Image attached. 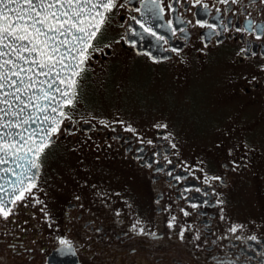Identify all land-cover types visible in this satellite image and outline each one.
<instances>
[{
	"label": "flooded vegetation",
	"instance_id": "af4514ba",
	"mask_svg": "<svg viewBox=\"0 0 264 264\" xmlns=\"http://www.w3.org/2000/svg\"><path fill=\"white\" fill-rule=\"evenodd\" d=\"M144 3L118 0L108 13L110 22L94 41L102 50L88 60L85 81L101 70L109 81L124 61L146 60L153 69L171 72L174 79L189 80L188 89L200 80H217L215 91L229 94L226 105L236 100L242 107L236 112L237 122L230 117L232 108H225L222 123L241 126L247 115L264 112L262 0H157L158 13H150ZM249 23L256 26L255 32L236 31ZM80 90L76 103L83 99ZM89 96L93 102L87 97L84 105H97L95 94ZM92 112H117L132 124L86 120L75 113L74 123L65 120L42 157L36 182L48 174L58 188L47 190L48 195L32 190L11 206L8 218L0 217V255H11L17 264H48L56 251L58 260L76 255L79 264H264V227L253 231L238 217L237 195L250 177L248 146L239 148L240 135L235 134L217 158L194 155L186 149L193 146L175 129L135 125L130 110ZM200 138V147L211 145V139ZM49 162H54L50 170ZM69 176L92 177L91 188L67 186ZM61 239L71 241L74 252L62 250Z\"/></svg>",
	"mask_w": 264,
	"mask_h": 264
},
{
	"label": "snow or ice",
	"instance_id": "6c2138e0",
	"mask_svg": "<svg viewBox=\"0 0 264 264\" xmlns=\"http://www.w3.org/2000/svg\"><path fill=\"white\" fill-rule=\"evenodd\" d=\"M117 2L0 0V166L15 164L0 168V172L16 177L15 183H10V199L0 196V217L6 219L12 214L10 203L15 205L27 198L26 193L32 194L43 166L42 157L55 143L53 138L59 137L65 120L74 123L72 113L65 108L76 106L87 62L93 53L102 50L94 41L110 22L108 13L117 7ZM221 2L228 4L229 0ZM239 2L231 0L232 4ZM144 7L150 13L160 9L157 0H145ZM136 23L156 36L140 20ZM250 30L255 32L256 26L249 23L248 27L236 29ZM63 132L71 134L67 128ZM0 191L8 190L0 184ZM35 202L43 203L38 199ZM59 244L62 250L74 252L71 241L61 239Z\"/></svg>",
	"mask_w": 264,
	"mask_h": 264
},
{
	"label": "rangeland",
	"instance_id": "374dc122",
	"mask_svg": "<svg viewBox=\"0 0 264 264\" xmlns=\"http://www.w3.org/2000/svg\"><path fill=\"white\" fill-rule=\"evenodd\" d=\"M148 63L149 61L146 60L137 63L134 60L124 61L122 68H118L109 81L106 80V73L102 75L103 70L101 73L91 74V78L85 81L84 77L89 75V72H86L80 83V94L83 99L76 103L75 108H70V113H75L79 118L86 120L112 119V121L117 120V123L120 120L121 123L132 124L126 121L127 116L119 117L117 112L110 116H100L92 112L93 110H130V115L136 120L135 125L144 124L154 129L158 128L157 125H166L171 132L175 129L184 138L183 140L190 142L193 147L186 148L189 152L194 155L198 152L204 153L205 156L213 154L214 158H217L220 152H225L227 143L231 145L236 135H240L243 146L239 148L248 146L245 155L249 158L247 160L250 165V177L237 195L241 203L237 206L240 210L238 217L249 222L253 231L264 227V112L258 111L250 116L247 115L246 118H249L246 124L240 126L236 123V112H240L242 107L236 100L234 104L226 105L229 94L215 91L213 86L219 83L217 80L204 79L200 82L195 80L198 82L188 89L186 84L189 80L176 77L174 79V75L168 70L166 72L164 69H153ZM220 81L224 83L225 79ZM89 94H95L97 105L92 107L89 104L84 105L83 101H86L87 97H89L88 102H93ZM225 108H232L230 117L235 118L232 120L236 122H220L225 120L224 116L228 113ZM201 136L204 137L200 138ZM199 138L211 139L212 143L210 146L200 147L196 142ZM72 150L77 152V149ZM182 152H185V149H182ZM74 159L78 160V157ZM54 162H49L46 169L53 168ZM53 179L54 177L48 174L47 178L42 176L37 187L32 190H38L40 195H48L47 190L58 188L54 185ZM92 181V177L86 176L65 178L67 186L82 184L86 185L85 189L91 188L88 184ZM28 243L33 244L30 237ZM0 264H17V262L8 254L0 255Z\"/></svg>",
	"mask_w": 264,
	"mask_h": 264
},
{
	"label": "water",
	"instance_id": "95a60500",
	"mask_svg": "<svg viewBox=\"0 0 264 264\" xmlns=\"http://www.w3.org/2000/svg\"><path fill=\"white\" fill-rule=\"evenodd\" d=\"M3 167H15V164L10 163L7 165L0 166V168H3ZM0 176H4V179L0 180V184H3L4 187L8 190L7 193L0 191V196H6L7 198L10 199L11 192H12V189L10 187V183H15L16 177L13 176L11 173H8L7 175H5L3 172H0ZM9 206L11 207L12 204L10 203ZM57 252L58 251L53 252L49 256L48 264H79V261H78V258L76 255H75V258L71 259V260H63V259L58 260Z\"/></svg>",
	"mask_w": 264,
	"mask_h": 264
}]
</instances>
